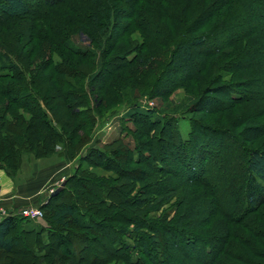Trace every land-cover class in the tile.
Returning a JSON list of instances; mask_svg holds the SVG:
<instances>
[{"label": "trees", "instance_id": "trees-1", "mask_svg": "<svg viewBox=\"0 0 264 264\" xmlns=\"http://www.w3.org/2000/svg\"><path fill=\"white\" fill-rule=\"evenodd\" d=\"M263 7L0 0V169L14 174L26 154L77 161L32 204L41 224L0 218V264H82L71 247L102 243L104 264H264ZM120 71L140 88L124 93ZM111 101L125 104L132 142L88 146Z\"/></svg>", "mask_w": 264, "mask_h": 264}, {"label": "rangeland", "instance_id": "rangeland-1", "mask_svg": "<svg viewBox=\"0 0 264 264\" xmlns=\"http://www.w3.org/2000/svg\"><path fill=\"white\" fill-rule=\"evenodd\" d=\"M32 1H35V0H32ZM259 14L260 15H257L256 17H254V20H255L254 24L255 25H260L261 22L264 23V7H263V9H261V12ZM260 16H263V17L260 18ZM251 21H253V19ZM15 23H17V22H13V23L6 24V25L1 23V25H2L1 29L6 27L7 32L10 33V35H12L11 33H13V31H15L16 29L15 28L13 29L11 27L15 26L17 28V27H20L21 25H23L22 22H20V21H18L19 24H15ZM3 25H5V26L3 27ZM4 32H5V28H4ZM133 36L135 37V36H137V34L134 33ZM77 41L80 44H84L85 43L84 36L82 35L79 40L77 39ZM0 45L2 46V44H0ZM129 57H130V55L128 56V58ZM53 58L57 59V56L53 55ZM72 60H73V62L77 61L75 59V57H73ZM36 71H38V69H36ZM176 76H177L176 72L170 73L165 78V81L163 82L162 87L167 86L168 83L172 79H174ZM99 81H100V78H98L96 82L98 83ZM112 81L117 83V84H119V85H123L124 86V91L123 92L126 93V94H129L130 88L138 87L137 83L135 84L134 81L132 79H130L129 77H127V75L124 72H122V71L115 73V76L113 77ZM138 88H140V87H138ZM107 89H109V88H107ZM135 89H137V88H135ZM183 94H184V90L177 89L174 92L172 98L175 101V100L181 98L183 96ZM93 95L96 96L95 94H93ZM101 95L102 94L100 93V96ZM89 96H90V94H89ZM104 98H107V101L110 99V97L109 96L106 97V95H104ZM91 99H92V95H91ZM51 100L53 101V99H51ZM114 101L109 102L110 105H109L108 109L101 113L102 117L97 121V125H96L97 127H95L94 131L91 133L90 140L87 143L88 146H95V143H94L95 140H98L99 144H103V143L112 141L113 139L118 138V137H123L124 140L128 141L129 143L132 142V140H130V137L128 135H126V133L124 131L122 132V129H123L122 126L123 125L125 126L126 131H128V130L131 131L132 128H133V124L130 121H126V123H122L121 121L118 120V115L125 108V104L122 103V102L113 104ZM149 102H150V105H149ZM154 102L157 103V100H155V99H151V100L144 99L143 100V104H146L147 106L153 105ZM121 123L123 125H120ZM185 126H186L185 123H183V122L179 123L180 131L181 130L183 131ZM83 131H84V128L81 127L78 130V134L83 133ZM59 149L60 148L58 146L55 147V152L58 151ZM41 158H46L47 159V165H45L46 163L45 164H43V163H41V164L37 163L36 164L35 160L37 158H34L31 154L23 155L22 158H21V163L24 161V165H23L24 169H22L23 173L21 174V176L24 177L26 174L29 173L30 168L32 169V163L36 164L37 167L46 166L45 168H47L51 164L52 165L55 164V162H57V161L59 163L61 162V165L62 164H66V167L64 168V170H62L63 171V175L66 176L67 174H69L72 171V167L77 162L76 159H72L70 162H65L61 157L57 156L56 153H54L52 155H47V156L41 157ZM21 163H20L19 167L21 166ZM54 166L55 165H53V167ZM130 166H132V165H130ZM19 167H18V169H19ZM92 169L95 172H97V174H99L101 176H104V177L107 176V172L106 171H102L101 169L95 168V167H93ZM111 174L112 173H110V175ZM63 175L57 176L55 179H53L50 182H48V186H45V188H44L43 198L40 200L41 202L45 201L44 199L47 197L48 193H50L49 190L54 189L55 187H57L59 185V183L62 181V179L64 177ZM60 177H62V178H60ZM216 183L220 186L219 182H216ZM214 201H216V200L214 199ZM20 207L21 206H19L18 208H20ZM17 209L15 208V210H17ZM34 220L37 223H40V224L42 223L41 219H39V220L34 219ZM96 248L100 251V253L93 254L88 249H76L75 247H71L70 250L72 251L73 255L79 256V261L82 264H89V263L90 264H104L102 261H103V259H105L107 257L106 246H105L104 243H102L101 246H97ZM131 261H133V259H131ZM65 263L66 264H72L73 263V259L68 258L67 261L65 260Z\"/></svg>", "mask_w": 264, "mask_h": 264}, {"label": "crops", "instance_id": "crops-1", "mask_svg": "<svg viewBox=\"0 0 264 264\" xmlns=\"http://www.w3.org/2000/svg\"><path fill=\"white\" fill-rule=\"evenodd\" d=\"M35 161L36 164L46 163L45 165H47L46 158H37ZM36 164L32 163V169L30 168L29 173L24 177L21 176L23 173L22 169H24V161L14 174L8 175L0 169V191L3 198L1 207L7 213L14 211L19 206L32 205L40 201L43 198V191L45 186H48V182L57 176L63 175L62 170L66 167V164L61 165V162L59 163L58 161L53 164L55 165L54 167L51 164L47 168H45L46 166L37 167Z\"/></svg>", "mask_w": 264, "mask_h": 264}, {"label": "built area", "instance_id": "built-area-1", "mask_svg": "<svg viewBox=\"0 0 264 264\" xmlns=\"http://www.w3.org/2000/svg\"><path fill=\"white\" fill-rule=\"evenodd\" d=\"M150 105V102H149ZM53 189L49 190L51 192ZM2 194L0 191V216L5 215L7 212L1 207ZM12 213H16L21 217L36 219L39 220L42 217L41 210L35 205H26L18 208L17 210L12 211Z\"/></svg>", "mask_w": 264, "mask_h": 264}, {"label": "water", "instance_id": "water-1", "mask_svg": "<svg viewBox=\"0 0 264 264\" xmlns=\"http://www.w3.org/2000/svg\"><path fill=\"white\" fill-rule=\"evenodd\" d=\"M63 183H64V182L61 181V182L59 183V185H58L57 187H55L50 193H51V194H55V193H57V192L61 189Z\"/></svg>", "mask_w": 264, "mask_h": 264}]
</instances>
